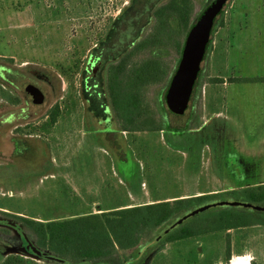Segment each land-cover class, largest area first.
<instances>
[{
    "label": "rangeland",
    "instance_id": "374dc122",
    "mask_svg": "<svg viewBox=\"0 0 264 264\" xmlns=\"http://www.w3.org/2000/svg\"><path fill=\"white\" fill-rule=\"evenodd\" d=\"M140 1L0 0V85L13 91L7 83L14 79L36 84L46 101L36 106L23 95L12 107L0 86V264L14 256L22 264H64L34 255V237L12 215L46 223L107 213L120 203L206 196L203 206L243 201L242 189L264 185V0L226 2L178 111L167 104V88L186 33L212 0H189L187 30L177 15L167 12L163 22L155 16L169 0L141 8ZM145 39L154 46L130 66L156 59L166 71L140 90L141 119L153 130L123 131L109 103L108 69ZM200 206L145 230L130 249L78 264H229L226 256L231 264L243 257L264 264V211L223 206L184 218ZM224 209L249 210L253 225L165 241L178 220L194 218L189 224L203 229Z\"/></svg>",
    "mask_w": 264,
    "mask_h": 264
},
{
    "label": "trees",
    "instance_id": "16d2710c",
    "mask_svg": "<svg viewBox=\"0 0 264 264\" xmlns=\"http://www.w3.org/2000/svg\"><path fill=\"white\" fill-rule=\"evenodd\" d=\"M188 2L189 0H169L166 5L155 11V16L163 22L167 12L177 15L181 26L187 30L188 23L184 19L183 11H186ZM143 5L142 2L140 8ZM153 46V42L149 39L140 41L131 49L132 51L124 54L108 69L106 86L109 103L123 131L137 132L142 131L144 126L150 129L153 127L148 123L147 117L143 125L140 90L160 82L166 71L156 59L143 60L130 66V60L137 53ZM244 81L248 80L244 79ZM231 194H235V191H231ZM241 194L245 198L243 202L264 206V185L242 189ZM207 198L197 196L132 207L120 203L118 209L107 213L88 214L46 223L12 216L31 232L36 247L51 253L64 264H78L102 261L118 250L136 246L145 230L166 225L175 215L188 211L191 206H200ZM247 212L250 211L220 210L203 229H196L194 225L189 224L194 218L182 225L176 222L166 229L164 238L166 242L174 243L210 231L246 228L253 225L249 221L251 215ZM23 260L18 256L6 257L2 264H22Z\"/></svg>",
    "mask_w": 264,
    "mask_h": 264
},
{
    "label": "water",
    "instance_id": "95a60500",
    "mask_svg": "<svg viewBox=\"0 0 264 264\" xmlns=\"http://www.w3.org/2000/svg\"><path fill=\"white\" fill-rule=\"evenodd\" d=\"M227 1L228 0H212L211 3L206 6V8L196 18L194 24L186 33L179 63L173 76L171 77L166 92L167 104L174 111L184 108L191 96L193 87L200 72L201 63L206 53L214 20L221 12ZM26 90L32 95L33 103L41 104L43 102V96L39 90L35 89V91H33L28 88V86H26ZM223 206L240 207L258 212L264 211V206L261 205L236 200H224L200 206L190 211L184 218L194 216L210 208ZM181 222L182 219L178 220L177 224H180ZM26 241H28V239H26ZM28 248H30L36 256L55 259V257L49 255L48 252L37 248L30 243L28 244Z\"/></svg>",
    "mask_w": 264,
    "mask_h": 264
},
{
    "label": "flooded vegetation",
    "instance_id": "af4514ba",
    "mask_svg": "<svg viewBox=\"0 0 264 264\" xmlns=\"http://www.w3.org/2000/svg\"><path fill=\"white\" fill-rule=\"evenodd\" d=\"M141 3H142V0L139 2V4H141ZM143 3H147V0L146 1L144 0ZM145 5H147V4H145ZM14 80H17V79H14ZM14 80L10 83L6 82L7 86L11 85L14 87L13 91H10L9 88L7 89L6 87H3L2 85H0L2 88V94H3V97H1V100L4 103H6L7 105H10L12 107H19L20 105L23 104V98H24L23 95H25V97L29 98L31 100V103L36 105V106L42 105L46 102L45 101V95H43V93H42L43 91L39 86H37L36 84H33V83H25L24 81L21 83H18V82L15 83ZM26 86H28V88H30L33 91H35V89H37L41 92V94L43 96V102L41 104L33 103L32 95L26 90ZM0 122H2V121H0ZM4 122H5V120H4ZM18 128H19L18 126L13 127L11 132L13 130H18ZM3 135H4V129L2 127V123H0V141L2 140L1 138L4 137ZM160 237H161V235H160ZM243 258H246V257H243ZM246 260H247V263L249 264V261L247 258H246ZM225 263L231 264L232 258H230L229 256H226L225 257Z\"/></svg>",
    "mask_w": 264,
    "mask_h": 264
},
{
    "label": "bare ground",
    "instance_id": "6f19581e",
    "mask_svg": "<svg viewBox=\"0 0 264 264\" xmlns=\"http://www.w3.org/2000/svg\"><path fill=\"white\" fill-rule=\"evenodd\" d=\"M236 264H245L244 262V258H237V260L235 261Z\"/></svg>",
    "mask_w": 264,
    "mask_h": 264
},
{
    "label": "crops",
    "instance_id": "0c3cea01",
    "mask_svg": "<svg viewBox=\"0 0 264 264\" xmlns=\"http://www.w3.org/2000/svg\"><path fill=\"white\" fill-rule=\"evenodd\" d=\"M124 204H126L128 207H131L130 204H128V203H124ZM116 209H118L117 206H116Z\"/></svg>",
    "mask_w": 264,
    "mask_h": 264
}]
</instances>
